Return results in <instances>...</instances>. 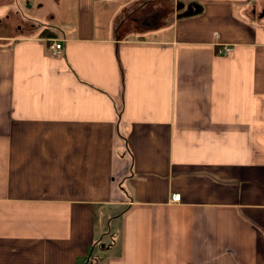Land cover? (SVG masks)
I'll return each instance as SVG.
<instances>
[{
	"label": "crops",
	"instance_id": "0c3cea01",
	"mask_svg": "<svg viewBox=\"0 0 264 264\" xmlns=\"http://www.w3.org/2000/svg\"><path fill=\"white\" fill-rule=\"evenodd\" d=\"M72 8L0 31V264H264V0Z\"/></svg>",
	"mask_w": 264,
	"mask_h": 264
},
{
	"label": "rangeland",
	"instance_id": "374dc122",
	"mask_svg": "<svg viewBox=\"0 0 264 264\" xmlns=\"http://www.w3.org/2000/svg\"><path fill=\"white\" fill-rule=\"evenodd\" d=\"M31 2V6H28L29 0H24L19 5V14H22L21 18L26 20H1L5 17L6 11L12 10L11 12H14L15 8L11 5L9 9H6L4 12L2 11L3 14L2 16H0V31L14 32L16 31L15 28L18 22L21 24L22 29H26L29 22H31L30 29L32 31L38 30L42 27L40 23L48 22V20H46L49 16L48 13H52L53 19H56L55 21L61 24L60 26L62 27V31H69L68 26L73 21V13L71 14L70 18L68 12L73 11L74 8H72V3L74 2V0H33ZM2 12L0 10V13ZM16 16L17 15H14V17H12L15 19ZM27 18L31 20H27ZM128 23L130 22L128 21ZM125 26L129 27V25Z\"/></svg>",
	"mask_w": 264,
	"mask_h": 264
},
{
	"label": "built area",
	"instance_id": "2783aa9c",
	"mask_svg": "<svg viewBox=\"0 0 264 264\" xmlns=\"http://www.w3.org/2000/svg\"><path fill=\"white\" fill-rule=\"evenodd\" d=\"M48 49L51 53H58L61 50V41L55 39V38H48ZM230 50V46L228 44H221L217 52L218 53H226ZM179 200V193L178 192H172L170 194V201L175 202Z\"/></svg>",
	"mask_w": 264,
	"mask_h": 264
},
{
	"label": "trees",
	"instance_id": "16d2710c",
	"mask_svg": "<svg viewBox=\"0 0 264 264\" xmlns=\"http://www.w3.org/2000/svg\"><path fill=\"white\" fill-rule=\"evenodd\" d=\"M51 34V32H48L47 28H43L40 32H39V35H45L47 37H49Z\"/></svg>",
	"mask_w": 264,
	"mask_h": 264
}]
</instances>
